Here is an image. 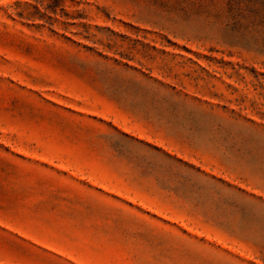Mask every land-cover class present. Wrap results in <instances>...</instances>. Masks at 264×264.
Wrapping results in <instances>:
<instances>
[{
    "label": "rangeland",
    "instance_id": "374dc122",
    "mask_svg": "<svg viewBox=\"0 0 264 264\" xmlns=\"http://www.w3.org/2000/svg\"><path fill=\"white\" fill-rule=\"evenodd\" d=\"M0 264H264V0H0Z\"/></svg>",
    "mask_w": 264,
    "mask_h": 264
}]
</instances>
